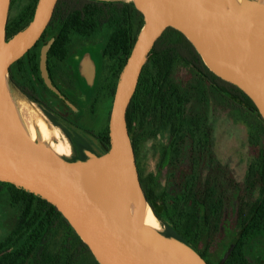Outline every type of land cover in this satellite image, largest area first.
Returning <instances> with one entry per match:
<instances>
[{"label": "water", "instance_id": "95a60500", "mask_svg": "<svg viewBox=\"0 0 264 264\" xmlns=\"http://www.w3.org/2000/svg\"><path fill=\"white\" fill-rule=\"evenodd\" d=\"M10 1L0 0V19ZM132 1L142 17V27L116 83L107 121L109 149L88 164L66 163L28 138L8 103L9 70L42 38L58 0H37L30 22L8 40L4 27L0 46V182L53 205L98 264H206L188 246L140 225V211L147 202L136 171L126 114L150 53L171 28L197 53L206 49L238 60V72L228 70L234 75L229 83L249 98L264 120V94L254 92L256 61L264 57V6L242 0L240 10L220 13L210 0ZM52 42L40 51L39 69L45 87L58 94L46 69ZM79 169L82 174L76 172Z\"/></svg>", "mask_w": 264, "mask_h": 264}, {"label": "rangeland", "instance_id": "374dc122", "mask_svg": "<svg viewBox=\"0 0 264 264\" xmlns=\"http://www.w3.org/2000/svg\"><path fill=\"white\" fill-rule=\"evenodd\" d=\"M28 3L29 0H11L4 15V27ZM55 35L56 31L49 32L40 48ZM183 38L176 30L169 29L163 39L176 44ZM105 41V31L90 40L73 38L66 62L51 64L55 83L69 95L71 103L39 85L45 100L63 116L73 115L76 126L82 130H87L85 125L90 117L93 122L102 118L100 132L105 129L111 98L109 95L104 98L101 89L94 96L90 91L84 92L69 73V65L78 60L82 52H90L100 76ZM157 66L161 76L147 85L142 83L139 88L130 133L141 189L156 206L159 216L182 233L191 249L203 255L206 264H234L230 254L241 230L239 206L242 201L264 199L258 188L249 190L252 180L260 175L264 159V120L259 113L214 89L209 80L186 64L175 50L159 57ZM6 88L8 95L12 92L27 102L46 126L50 141L43 144L45 148L51 150L50 143L68 148L60 132L33 104L9 82ZM92 100L93 113L88 108ZM73 104L77 107L74 112ZM191 169L199 176L196 199L204 198L221 207L216 233L197 218L194 205L185 218L179 221L176 218L179 184ZM10 193L9 188L0 190V241L12 231L18 215L17 207L10 202ZM161 231L159 225L156 232ZM80 241L68 232L67 226L60 227L41 264H98L89 250L81 247ZM245 258V263L237 264H264V231L248 240Z\"/></svg>", "mask_w": 264, "mask_h": 264}, {"label": "trees", "instance_id": "16d2710c", "mask_svg": "<svg viewBox=\"0 0 264 264\" xmlns=\"http://www.w3.org/2000/svg\"><path fill=\"white\" fill-rule=\"evenodd\" d=\"M243 1L255 2V0ZM36 3L37 0H29L26 8L5 26L6 40L27 26L33 17ZM141 27L142 17L136 10L133 1L58 0L50 24L42 38L30 52L10 68L8 73L9 84L28 102L34 104L60 132L67 143L70 153L68 156H61L66 163L88 164L92 158L99 159L106 154L109 149L107 129L109 112L105 129L90 137L70 120L57 113L44 100L39 85L47 92H52L45 87L39 69L40 47L45 37L49 32L56 31L46 55V69L52 85L58 92L57 95L70 103L69 98L65 97L52 81L50 70L52 61L55 59L64 60L68 57L73 38L90 40L105 31L106 41L102 49L104 64L99 78V88H102L103 85L107 87L112 104L119 73L131 52ZM166 32L157 41L150 53L136 92L128 107L126 123L129 137L132 131V118L137 106L136 97L139 88L142 83L147 85L151 80L154 81L157 76H161L157 66L158 58L170 50H175L186 64L191 66L200 76L209 80L214 89L237 101L245 108L258 113L253 103L238 88L224 82L209 71L199 54L186 39L183 38L176 44L173 42L166 43L163 39ZM198 180V174L192 169L182 178L179 184L180 198L175 205L176 218L178 221L185 218L194 205L197 218L216 233L222 214L221 207L219 204L204 201V198L202 200L196 199L195 186ZM255 187L264 195V159L260 175L256 180H252L249 190L254 191ZM3 188L11 190L10 202L17 207L18 215L12 231L0 241V264H41L49 251L55 233L62 226H67L68 232L79 239L53 205L23 189L16 188L12 184L0 182V190ZM145 198L147 205L162 227L160 234L191 248L182 233L173 225L166 223L159 216L156 206L149 198L146 196ZM238 218L241 221V230L234 240L230 254V260L234 264L246 262L245 248L248 240L256 233L264 231V199L258 198L252 202L242 201L238 210ZM80 245L83 248L86 247L81 241ZM200 256L204 260L203 255Z\"/></svg>", "mask_w": 264, "mask_h": 264}, {"label": "bare ground", "instance_id": "6f19581e", "mask_svg": "<svg viewBox=\"0 0 264 264\" xmlns=\"http://www.w3.org/2000/svg\"><path fill=\"white\" fill-rule=\"evenodd\" d=\"M255 1L258 5L264 6V0ZM210 3L217 12L223 13L229 10H240L242 0H210ZM3 36L4 16L0 19V46L2 45ZM198 53L203 63L214 75L228 82L234 81V75L232 73H237L240 68V62L238 60L230 58L224 53L210 51L206 49H198ZM228 70L232 71V73H229ZM254 92L258 96L264 94V57L258 58L256 61V78L254 81ZM7 96L11 112L23 133L32 141H37L40 145L49 142L50 135L46 129V126L37 116H35L28 103L20 99L17 95L12 92H10L9 95L7 94ZM50 148L52 152L58 156L69 155L68 148L63 144L50 143ZM76 172L78 174H82L83 169L76 170ZM139 223L141 226H145L151 231L158 230L159 223L148 205H145L144 208L141 209Z\"/></svg>", "mask_w": 264, "mask_h": 264}, {"label": "flooded vegetation", "instance_id": "af4514ba", "mask_svg": "<svg viewBox=\"0 0 264 264\" xmlns=\"http://www.w3.org/2000/svg\"><path fill=\"white\" fill-rule=\"evenodd\" d=\"M64 63L66 62V59L64 60H58L55 59L52 61V63ZM50 70L52 72V67H50ZM65 72H67V70L65 69ZM69 73L72 74L73 77H75V79L77 80L79 86L81 87V89L84 92L90 91L91 94L94 96V94L97 95L98 90L101 89V91L104 92V95L107 99V95H108V89L106 86L103 85L102 88L98 87V82H99V71H98V67L97 64L95 63V61L93 60L90 52H82V54L80 55L78 60H74L72 61L71 65H69ZM52 81L54 83V85L63 93V95L65 97H68L70 100V97L67 93H64L62 91V89L55 83V80L53 78L52 75ZM45 100V98H44ZM66 100V99H65ZM46 101V100H45ZM47 102V101H46ZM71 103V100L69 101ZM48 103V102H47ZM73 103V102H72ZM49 104V103H48ZM50 105V104H49ZM74 105V104H73ZM51 106V105H50ZM52 107V106H51ZM53 108V107H52ZM77 108V107H76ZM90 112L93 113V109H94V103L92 100V103H90L89 107ZM57 113H59L55 108H53ZM72 112H74L73 108H72ZM60 114V113H59ZM62 117L70 120L72 123H74L75 125H78L75 122V119L70 118L69 116H63L62 114H60ZM73 116V115H72ZM107 119V117H106ZM101 120L99 121L98 119L95 120L94 122L92 121V118L90 117V120L87 121L85 127L87 128V130H83L85 132V134H87L88 136H94L98 133H100L101 130ZM93 122V126H90V124Z\"/></svg>", "mask_w": 264, "mask_h": 264}, {"label": "crops", "instance_id": "0c3cea01", "mask_svg": "<svg viewBox=\"0 0 264 264\" xmlns=\"http://www.w3.org/2000/svg\"><path fill=\"white\" fill-rule=\"evenodd\" d=\"M73 109H77L75 105H73ZM66 116H69L70 118L74 119V117L71 114H67Z\"/></svg>", "mask_w": 264, "mask_h": 264}]
</instances>
